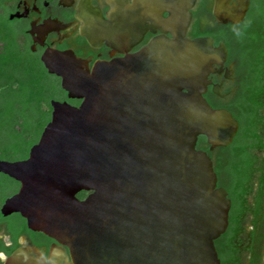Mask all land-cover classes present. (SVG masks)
<instances>
[{"label": "water", "instance_id": "obj_1", "mask_svg": "<svg viewBox=\"0 0 264 264\" xmlns=\"http://www.w3.org/2000/svg\"><path fill=\"white\" fill-rule=\"evenodd\" d=\"M151 2L173 40L93 69L73 52H45V68L81 104L52 101L29 158L0 161V174L21 185L2 215L20 214L31 231L67 247L73 264H222L216 241L230 226L232 200L210 153L231 146L240 123L205 95L229 51L210 37H187L198 0ZM250 7L214 0L213 16L237 26ZM201 137L209 151L198 148ZM82 192L90 195L81 200ZM29 251L7 264L43 263Z\"/></svg>", "mask_w": 264, "mask_h": 264}, {"label": "trees", "instance_id": "obj_2", "mask_svg": "<svg viewBox=\"0 0 264 264\" xmlns=\"http://www.w3.org/2000/svg\"><path fill=\"white\" fill-rule=\"evenodd\" d=\"M203 34L226 44L238 85L228 103H213L240 123L233 144L210 153L219 186L232 200L230 226L216 247L222 264H264V0H251L242 24L207 28ZM64 100L61 79L48 72L0 13V161L28 159L52 119V101ZM206 146L201 137L198 148L209 151ZM19 187L0 174V223L3 203ZM12 219L24 218L15 214Z\"/></svg>", "mask_w": 264, "mask_h": 264}, {"label": "flooded vegetation", "instance_id": "obj_3", "mask_svg": "<svg viewBox=\"0 0 264 264\" xmlns=\"http://www.w3.org/2000/svg\"><path fill=\"white\" fill-rule=\"evenodd\" d=\"M213 6L214 0H198L187 37H210L217 47L224 42H217L213 36L203 33L207 28L230 24L220 25L216 21ZM153 8L151 0H0V13L41 61L48 50L73 52L86 60L91 69L100 62L136 55L157 39L173 40L172 32L162 23H156ZM169 18L170 13L163 10L160 19L166 21ZM216 68L223 69V73L220 77L211 74L213 84L205 95L212 106L215 102L228 103L238 89L235 62L229 63L228 59L223 68ZM215 86L220 90L219 95L214 93ZM67 98L63 102L80 106L81 101L69 99L68 94ZM80 194H85L84 199L90 195L88 192ZM14 215L4 216L0 223V264H7L19 250H30L28 257L37 260L34 249L44 258L42 264H73L67 247L31 231L25 219H12Z\"/></svg>", "mask_w": 264, "mask_h": 264}, {"label": "bare ground", "instance_id": "obj_4", "mask_svg": "<svg viewBox=\"0 0 264 264\" xmlns=\"http://www.w3.org/2000/svg\"><path fill=\"white\" fill-rule=\"evenodd\" d=\"M215 69H217V68H215Z\"/></svg>", "mask_w": 264, "mask_h": 264}]
</instances>
